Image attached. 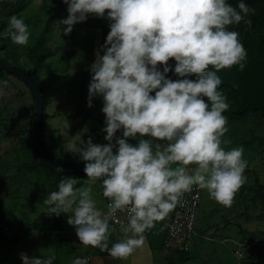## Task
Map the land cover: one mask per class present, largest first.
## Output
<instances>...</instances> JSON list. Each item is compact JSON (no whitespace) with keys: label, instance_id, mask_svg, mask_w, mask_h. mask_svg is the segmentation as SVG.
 I'll list each match as a JSON object with an SVG mask.
<instances>
[{"label":"clouds","instance_id":"9594fccd","mask_svg":"<svg viewBox=\"0 0 264 264\" xmlns=\"http://www.w3.org/2000/svg\"><path fill=\"white\" fill-rule=\"evenodd\" d=\"M63 2L68 12L60 19L65 35L90 15L109 21L110 31L89 66L88 86L89 107L93 98L103 100L101 131L107 143H94L89 136L66 144V152L83 161L87 184L75 187V178L61 179L58 190L44 198L48 212L70 213L67 222L80 243L127 259L144 246L145 233L166 220L194 186L231 207L247 181L248 161L242 145L224 147L229 143L224 113L230 105L217 72L233 66L244 71L247 52L240 34L229 26L242 21L250 25L254 9L245 0L235 6L229 0ZM5 35L27 46L31 33L24 19L13 15ZM58 171L63 173L62 168ZM98 180L109 200L107 211L98 208L92 196ZM118 211L127 214L126 224L117 220ZM110 221L120 223L125 234L111 247L115 229ZM19 255L22 264L55 262V256ZM72 264H88V257H76Z\"/></svg>","mask_w":264,"mask_h":264},{"label":"rangeland","instance_id":"374dc122","mask_svg":"<svg viewBox=\"0 0 264 264\" xmlns=\"http://www.w3.org/2000/svg\"><path fill=\"white\" fill-rule=\"evenodd\" d=\"M26 3L28 7L25 11L16 16L22 17L29 26L31 33L29 44L27 46L14 44L5 35L12 15L0 17V56L6 58L15 52L22 55L24 50L34 44L37 37L45 31L44 45L55 51V57H64L69 61L68 67L63 70L65 61L53 62L60 68L58 72H45L44 75L39 72L47 97L45 112L48 118L45 121L44 140L55 158L73 164L83 163L67 153L65 146L68 142H79L89 136L93 138L94 143H104L105 133L101 131L105 121V114L101 111L103 100L101 97H95L93 106L89 107L88 86L91 80L89 66L96 59L95 50L104 43L110 31L109 21L90 15L86 21L75 24L73 31L65 35L62 33L64 26L60 19L66 18L68 12L63 0H41L39 5L34 3V0H26ZM57 13H60L61 18H56ZM18 58L19 60L15 58L21 64L18 67L28 73L26 69H32L33 62L29 57ZM86 64L88 68L84 69ZM7 75L9 80H3L7 83L0 84V89L3 90L0 94V125H6L0 128V155L11 147L13 150L17 142L16 145L22 144V140L19 142L16 135L17 131H22L23 128L29 130L31 127L34 137V123L37 120L36 105L33 104L29 88L16 76ZM234 126L236 127L228 124L229 131L224 138L229 143L224 147L241 145L244 147V157L248 161L245 170L247 181L236 193L231 207L216 202L209 197L206 190H202L198 225L203 229V223L206 225L210 223V228L207 236L193 240L191 248L194 255L188 261L173 259L170 263L164 257L167 250L159 247L161 240L158 242L152 240L153 245L158 247L149 249L147 247L149 239L146 236L144 246L127 259L113 258L109 254L97 257L96 255L101 253L100 249L79 242L75 227L67 222L70 213H61L55 217L48 212V206L43 202L44 198L51 191L58 190V186L55 188L54 182L50 186L46 181L51 180V177L46 174L43 176L45 180L43 184L28 189L18 183L20 177H11L8 181H12V187L5 190L7 194H0V201L4 203L1 206L6 207L7 216L12 220V225L6 226V229L11 227L13 232L10 241H3L7 250V260L0 264H22L19 255L21 252L29 256H55L54 264H72L76 257H88V264H264V204L257 198V194L264 190V121L246 116L245 121L235 123ZM34 142L36 144V139ZM11 154L10 157H16L14 152ZM28 163L30 164V160H27ZM13 164L18 165L19 162L14 160ZM11 172L0 174V180L2 176ZM13 174L12 172L11 176ZM68 174H78L71 175L76 180L75 187L87 184L88 178L84 177L86 176L84 172ZM92 188V196L97 207L105 211L106 197L103 196L101 182L98 180ZM6 200L13 204L12 215L11 209L7 207L9 204L5 203ZM243 212L246 213L242 215ZM170 216L166 218L167 222ZM57 219L63 223L61 230L56 228ZM33 221L38 223L37 228H29ZM224 222L230 224L224 225ZM242 229L246 236L241 234ZM147 232L149 233V230ZM124 235L121 231L117 236L111 235L109 246L124 238ZM244 236L248 238L247 241ZM231 237L234 238L230 239Z\"/></svg>","mask_w":264,"mask_h":264},{"label":"trees","instance_id":"16d2710c","mask_svg":"<svg viewBox=\"0 0 264 264\" xmlns=\"http://www.w3.org/2000/svg\"><path fill=\"white\" fill-rule=\"evenodd\" d=\"M229 3L232 5H236L238 3V0H229ZM245 3L250 5L253 9L254 12L249 14V18L251 19V24H245L243 21L239 24H234L230 25L229 28L230 30H234L237 32L241 33V36L245 42V45L248 49V51L259 58H262L264 56V44H263V35H264V0H245ZM26 7H28L26 0H0V17L6 16V15H19L23 11H25ZM60 13L56 14V18H61ZM45 34V31H44ZM40 35L37 37V40L34 44L29 45L25 50L22 55L19 53H11L6 58H3L0 56V59H2L4 62L15 65V66H20L21 64L19 63V56L21 57H26L30 59L31 62H33V68L26 69L30 76L33 77V79L37 82L39 87L41 88L42 94L44 96V111L42 115V128H41V138L44 142L45 148L49 155L54 158V155L51 153V151L48 148L47 143H45L44 140V131H45V121L48 118L47 113L45 110L47 109V97L45 96V88L43 85V82L41 81L39 77V72L44 75L45 72H51L55 73L59 71V67L54 65L55 62L59 61H65L63 63V69H66L68 67L69 61L65 60L64 57H55V51L48 46H45V40H46V35ZM8 43H5V46H7ZM17 59H15V58ZM53 58H59L60 60H55ZM54 62V63H53ZM88 68V64L85 65L84 69ZM84 71V70H83ZM7 74H12L16 76L19 80H22L23 83L29 88L30 92L32 93V100L33 104L35 103V96L32 90V87L23 79L18 77L16 74L12 73L11 71L7 70L6 68H0V81L3 80H9V77ZM54 76V75H53ZM220 89L222 90L223 94L227 97L228 103L230 107L225 111V115L228 118V124L232 127L234 126L235 123L239 124L242 123V121H245L246 116H252L255 119L264 121V115L261 114V111L259 110H254V109H249L244 113H235L234 110L238 107V105L241 102V96L239 93L234 91L230 86L227 85H220ZM1 124V123H0ZM3 127L6 126L5 124L2 125ZM0 125V128L2 127ZM31 126V125H30ZM16 135L19 137V142L22 140V144H14V149L12 147L5 151L2 155H0V166L2 171L0 174H6L7 172H11V169H13V176L10 174H7L6 176H2L0 180V194H7L5 190L7 188L12 187V181H8L11 177H20V183L21 187H25L28 189L29 187L32 186H37L38 184H43L44 183V175H49L51 177V180L46 181L47 183L51 184L54 182V187L56 188L60 182V180L64 177L71 176L72 174L68 173H63L60 174L58 171L54 170L52 167L48 166L41 158L37 151V147L35 145V137H33V130L30 127L29 130L27 128H23L22 131H17ZM264 139V138H263ZM130 142L135 143L134 140H130ZM104 143H107V141L104 140ZM14 152L16 154V157H10L12 155L11 153ZM23 157V158H22ZM18 158V159H17ZM26 159V160H25ZM55 159V158H54ZM14 160H17L19 162L18 165L13 164ZM27 160H30V164H27ZM56 161L59 163L71 165L73 163H70L69 161H63L61 158H56ZM79 174V173H78ZM78 174H74L72 176H77ZM82 175V174H80ZM87 177V176H84ZM52 181V182H51ZM51 182V183H50ZM21 187L19 189H21ZM18 189V190H19ZM48 190L50 188L48 187ZM257 198L264 204L262 198L260 197L259 194H257ZM30 200V199H28ZM107 200V199H106ZM5 203L9 202L6 200ZM1 204H4L0 201V263L7 260L6 255H7V250L6 246L3 244V241H10V237H12L13 232L11 231V227L6 229V226H11L12 220L10 219V216H7L6 213V207L1 206ZM17 204V203H14ZM201 206V204H200ZM200 206L197 211L196 219H195V224L193 230L190 231V245L188 249L184 248H179V247H172V246H167L165 243V238L168 234L169 231V226L166 227L165 233L161 237V243L160 246L161 248H164L167 250V253L164 254L165 259H167L170 263L173 259L184 262L188 261L189 258L194 255L192 252V242L194 239L197 238H203L207 236V233L209 231L210 227H206V224L203 223V229L198 225V217L200 214ZM7 207L11 209V215L13 214L14 207L13 204H9ZM243 212L242 215H244ZM174 212L170 216L169 222L171 223L172 218L174 216ZM56 217V215H55ZM231 220V219H230ZM229 220V222H230ZM56 228L62 229L63 228V223L61 220L57 219L56 220ZM229 222H224V225H229ZM10 224V225H9ZM38 223L33 221L31 225H29V228H37ZM110 227L114 228L115 231L111 234L112 236H117L119 234L120 229L115 228L113 225L110 224ZM241 234L245 235L246 232L244 229L241 230ZM248 235V234H247ZM246 236V235H245ZM244 236V237H245ZM247 241V237H245ZM164 240V242H163ZM154 244V243H153ZM156 246V245H155ZM111 247V245L109 246ZM97 250H99L98 247H96ZM164 250V251H165ZM101 251L100 255H96L97 257H101L103 255L109 254L108 252L105 253ZM94 259V258H93Z\"/></svg>","mask_w":264,"mask_h":264},{"label":"water","instance_id":"95a60500","mask_svg":"<svg viewBox=\"0 0 264 264\" xmlns=\"http://www.w3.org/2000/svg\"><path fill=\"white\" fill-rule=\"evenodd\" d=\"M241 43L243 44L248 60L247 65L244 71H240L238 66H233L232 68H225L218 70L217 74L222 80L221 85L230 86L234 91L239 93L241 96V102L238 107L235 109L236 113H243L246 110L253 108L261 111V114L264 115V56L262 58L252 55L241 36ZM263 44H264V35H263ZM170 63L175 66L174 58L170 60ZM211 67V66H210ZM0 68H6L12 73L16 74L18 77L26 81L33 90L35 96V105H36V118L37 120L34 123V133L36 139V145L39 155L42 160L54 170L58 171V168L63 169V173L70 172H83L84 163L78 166L71 165H62L58 162H55L46 152L43 140L41 138V128H42V114L44 108V99L41 92V89L37 82L30 76L24 69H21L18 66L9 64L0 59ZM162 70V67H161ZM168 76L172 79L178 78L173 73H168ZM194 78V76L192 77ZM122 135V130H118L117 136ZM115 143V139L113 141ZM60 174V171H58ZM260 197L264 202V190L259 192Z\"/></svg>","mask_w":264,"mask_h":264},{"label":"built area","instance_id":"2783aa9c","mask_svg":"<svg viewBox=\"0 0 264 264\" xmlns=\"http://www.w3.org/2000/svg\"><path fill=\"white\" fill-rule=\"evenodd\" d=\"M202 198V190L193 187L190 193H186L183 197V202L176 207L175 214L169 225V231L165 238L167 246L179 247L188 249L189 248V237L190 231L193 230L197 211L199 209ZM106 210L107 204L109 203L106 198ZM118 221L127 223V214L125 212L118 211L116 213ZM110 224L115 228L120 229V223L110 221ZM241 254V253H240Z\"/></svg>","mask_w":264,"mask_h":264},{"label":"crops","instance_id":"0c3cea01","mask_svg":"<svg viewBox=\"0 0 264 264\" xmlns=\"http://www.w3.org/2000/svg\"><path fill=\"white\" fill-rule=\"evenodd\" d=\"M175 210H176V208L172 211V213L175 212ZM172 213H171V215H172ZM167 226H168V222H167V220H164L162 222H158L155 228L149 230V233L148 232L145 233V236L149 239L148 245H147V247L149 249L155 247V245H153L152 240L154 242H158L161 240V237L165 233ZM206 227H210V223H209V225L207 224ZM232 238H234V237H231L230 239H232Z\"/></svg>","mask_w":264,"mask_h":264}]
</instances>
